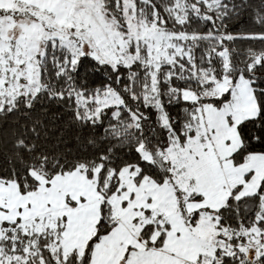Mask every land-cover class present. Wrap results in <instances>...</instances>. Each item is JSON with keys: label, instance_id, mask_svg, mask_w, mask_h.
Masks as SVG:
<instances>
[{"label": "snow or ice", "instance_id": "6c2138e0", "mask_svg": "<svg viewBox=\"0 0 264 264\" xmlns=\"http://www.w3.org/2000/svg\"><path fill=\"white\" fill-rule=\"evenodd\" d=\"M0 264H264V0H0Z\"/></svg>", "mask_w": 264, "mask_h": 264}]
</instances>
